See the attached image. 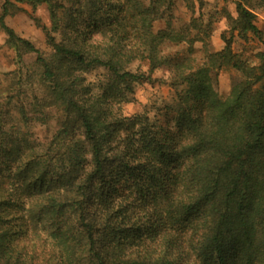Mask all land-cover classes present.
I'll list each match as a JSON object with an SVG mask.
<instances>
[{
	"label": "trees",
	"instance_id": "obj_1",
	"mask_svg": "<svg viewBox=\"0 0 264 264\" xmlns=\"http://www.w3.org/2000/svg\"><path fill=\"white\" fill-rule=\"evenodd\" d=\"M16 1L48 6L52 54L6 25V0L0 30L20 68L0 90V264H264V54L249 64L226 40L198 67L165 56L167 42L202 41L192 23L173 27V0ZM246 2L227 20L260 39ZM135 62L147 71H129ZM224 68L241 75L225 99ZM156 72L169 74L174 102L123 115ZM48 109L59 128L35 142L29 128Z\"/></svg>",
	"mask_w": 264,
	"mask_h": 264
},
{
	"label": "rangeland",
	"instance_id": "obj_2",
	"mask_svg": "<svg viewBox=\"0 0 264 264\" xmlns=\"http://www.w3.org/2000/svg\"><path fill=\"white\" fill-rule=\"evenodd\" d=\"M6 0H0V15ZM173 27L180 31L183 27L192 23L195 30H191L190 37L200 36L202 41H195L192 47L189 44H175L167 42L163 47V54L170 56L176 61H187L193 67H198L206 62L208 53H215L223 50L226 40H231V50L242 60L249 64H259L258 55L264 54V1L247 0L246 6L255 15L254 23L261 32L260 39L247 33L241 35L234 30L227 20L228 15L235 17V0H173ZM7 6L9 15L5 18L8 27L14 30L19 38L28 40L40 50L43 57L48 58L52 54V48L48 45L47 36L43 27L50 30L52 21L49 8L46 4L33 6L30 3H20L16 0H9ZM166 27L164 21L154 24V31L157 32ZM7 36L0 30V90L9 86V75L16 72L19 65L16 63L15 50L7 43ZM37 56L29 54L24 56L22 65L23 73L32 75L31 78L23 77V91L27 97L40 94L38 74L39 68L35 65ZM145 64L135 62L128 70L147 71ZM241 75L232 68H224L218 75V87L221 98L228 97L231 86ZM103 78L101 71L89 76V80L97 82ZM169 74L162 72L153 74V80L149 83L140 84L135 89V96L131 103L123 106V115L131 117L137 114L148 113L150 117L162 112V109L174 102L175 90L170 87ZM31 85L29 88H27ZM24 98V97H21ZM17 99L14 100V103ZM21 105V104H19ZM28 108V107H27ZM14 114L17 110L12 108ZM47 117L44 122H37L30 126L29 132L35 142L47 143L59 128L62 118L61 113L56 109L44 111Z\"/></svg>",
	"mask_w": 264,
	"mask_h": 264
}]
</instances>
